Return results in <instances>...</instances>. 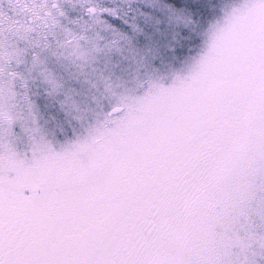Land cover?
Returning <instances> with one entry per match:
<instances>
[{
  "label": "snow or ice",
  "instance_id": "1",
  "mask_svg": "<svg viewBox=\"0 0 264 264\" xmlns=\"http://www.w3.org/2000/svg\"><path fill=\"white\" fill-rule=\"evenodd\" d=\"M159 9L0 0V264H264V0Z\"/></svg>",
  "mask_w": 264,
  "mask_h": 264
},
{
  "label": "rangeland",
  "instance_id": "2",
  "mask_svg": "<svg viewBox=\"0 0 264 264\" xmlns=\"http://www.w3.org/2000/svg\"><path fill=\"white\" fill-rule=\"evenodd\" d=\"M115 2L119 4L122 0H115ZM164 2H168V0H133V4L143 13V15L137 17L138 27L142 30L137 33L139 37L138 45L142 46L145 42V34L152 35L155 39L166 42L173 34L183 35L186 32L182 24L175 20L170 21L166 15L162 14L159 5ZM72 15H75V13H72ZM108 19L119 31L126 35H131L129 25L123 24L120 20L113 21L112 18Z\"/></svg>",
  "mask_w": 264,
  "mask_h": 264
}]
</instances>
